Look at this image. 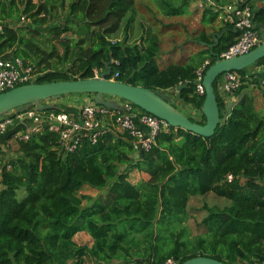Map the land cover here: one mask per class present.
<instances>
[{
  "label": "trees",
  "instance_id": "obj_1",
  "mask_svg": "<svg viewBox=\"0 0 264 264\" xmlns=\"http://www.w3.org/2000/svg\"><path fill=\"white\" fill-rule=\"evenodd\" d=\"M136 2L70 0L66 20L54 23L49 22L54 8L65 0L41 5L0 0V55L12 52L33 65L42 74L36 83L91 79L109 64L110 78L153 90L183 113L187 107L200 112L188 117L205 125L197 70L210 60L208 70L238 34L223 23L199 37L203 50L196 59L160 68L156 34L148 31L130 41ZM161 3L167 16H181L191 0ZM20 15L32 23L13 21ZM220 15L206 8L201 23L213 27ZM254 24L262 35L264 7L254 11ZM42 27L48 30V49L38 40ZM120 32L124 38L113 40ZM67 64L68 69L62 68ZM256 66H264V58L240 73ZM219 80L214 87L222 123L210 138L172 127L137 158L132 137L111 127L97 143L85 139L71 154L62 150L60 135L48 129L17 142V156L0 160V264H85V258L94 264H164L169 258L184 264L197 257L225 264L263 261L264 118L248 92L250 85H244L235 94L239 99L246 92L244 98L225 119L228 104L217 92ZM180 85L187 86L176 91ZM46 112L69 113L60 106ZM135 169L149 179L133 184ZM230 174L232 182L227 181ZM85 187L102 194L92 202L81 194ZM21 190L26 196L20 200ZM209 194L229 204L205 203L199 225L205 231L191 238L185 226L190 199ZM81 232L91 236V247L75 242Z\"/></svg>",
  "mask_w": 264,
  "mask_h": 264
},
{
  "label": "built area",
  "instance_id": "obj_2",
  "mask_svg": "<svg viewBox=\"0 0 264 264\" xmlns=\"http://www.w3.org/2000/svg\"><path fill=\"white\" fill-rule=\"evenodd\" d=\"M256 0H197L195 5L204 11L206 8L221 12V18L230 24L238 34L236 42L216 57V60H225L249 53L263 43L261 33L254 24L253 4ZM24 21L25 18L23 17ZM0 25V32L3 31ZM211 61L207 60L197 70V93L205 95L203 79ZM264 66H256L246 74L230 72L223 74V80H219L220 95L226 102L229 101L244 85H259L264 88ZM41 73H38L33 65L23 58L7 54L0 55V93L9 91L15 87L36 83ZM99 77L98 74H96ZM118 76V75H116ZM221 78V76L219 77ZM218 78V79H219ZM116 80L115 78H110ZM257 81V82H256ZM31 121L25 131L14 132L16 142L27 141L33 134L43 133L46 129L60 135L62 150L74 153L85 139L92 143L97 141L110 131V127L123 133H128L133 139V148L137 155L150 151L158 135L162 132H170V124L151 114L140 113L134 110L132 103L125 101L121 108L116 110L99 106L94 98L82 107L78 115L67 112H41L35 108L24 111H12L0 116V135H5L26 122ZM106 122L110 125H106ZM233 176L227 177L232 182ZM164 264H179L174 258H169ZM255 264H264L258 261Z\"/></svg>",
  "mask_w": 264,
  "mask_h": 264
},
{
  "label": "water",
  "instance_id": "obj_3",
  "mask_svg": "<svg viewBox=\"0 0 264 264\" xmlns=\"http://www.w3.org/2000/svg\"><path fill=\"white\" fill-rule=\"evenodd\" d=\"M262 40L263 43L249 53L231 59H218L206 71L203 79L205 102L202 107V114L206 118L205 125L194 123L186 114L178 110L173 103L168 102L153 90L110 79L109 64L106 66V71L99 77L51 83H31L0 93V116L14 110L20 112L31 108L41 112L50 111L55 106L46 104L53 100L72 94H89L94 96V100L99 106L116 110L117 108L106 97L119 98L132 103L147 114L167 121L173 128H181L196 135L210 138L214 136L217 127L222 123L221 110L214 87L215 82L223 74L241 72L263 59L264 32L262 33ZM186 86L180 85L176 88V91H180ZM245 93L237 101L227 106L225 119L232 113L233 108L242 101ZM184 264L225 263L208 257H197L186 261Z\"/></svg>",
  "mask_w": 264,
  "mask_h": 264
},
{
  "label": "rangeland",
  "instance_id": "obj_4",
  "mask_svg": "<svg viewBox=\"0 0 264 264\" xmlns=\"http://www.w3.org/2000/svg\"><path fill=\"white\" fill-rule=\"evenodd\" d=\"M38 5L46 3L48 0H33ZM197 0H191V2L196 3ZM70 0H65V5L57 4L58 7L54 8L53 14L51 16V20L49 22L59 23V20L63 22L66 20V16L68 14ZM190 9L185 15L181 16H167L165 12L162 10L161 0H137L135 7V19L131 29V42L138 41L141 37H145V33L151 31L156 34L161 41V55L159 58L160 68H165L171 63L177 62H189L193 59L197 58V54L203 50V45L199 42V37L203 33H212L217 31L223 23H225L222 18L218 20V22L213 27L205 26L201 23L203 12L196 5L193 6L191 3ZM215 11H220L218 8ZM221 13V12H220ZM21 17L14 16L16 20L15 22H22L25 25L31 24L32 20H29L27 16H24L25 20L23 21V15ZM221 17V15H220ZM19 19V20H18ZM55 20V21H54ZM51 26V24H50ZM47 27V26H46ZM43 30V36L38 38L39 43L45 46L47 49L50 47V43H46L48 30H45L44 27L40 28ZM47 29V28H46ZM124 35L122 32L113 36V40L123 39ZM62 51V50H61ZM65 69L69 68V64L65 67ZM253 70V69H251ZM223 75L221 76V80H223ZM219 91V83H217ZM259 87V85H257ZM73 95V94H72ZM75 95V94H74ZM79 95V94H78ZM89 95V94H88ZM166 96L170 97L171 95L168 92L165 93ZM66 97V96H64ZM110 102V101H109ZM193 110L191 108H188ZM138 112V111H136ZM140 113V112H139ZM262 118H264L263 114H260ZM18 149V143L15 141L14 147L11 150V154L6 155L2 162L10 161L13 156L15 157ZM13 153V154H12ZM133 174L132 179L137 181L140 179L141 171L135 169L131 171ZM96 191L93 188L85 187L82 191V195H86L92 198L93 192ZM26 196L25 191L21 190L18 192L19 199H23ZM88 201L85 202L87 204ZM208 204V206H219L223 208L228 205L229 202L221 199L214 194H209L202 197H192L190 199V205L188 210V218L185 223L187 227V234L189 237L194 238L197 235H201V232L205 230L199 227L202 219L205 217V211H202V206L204 204ZM87 235V234H84ZM76 242L79 244L87 243V239L84 236H80L77 238ZM87 264V262L85 263Z\"/></svg>",
  "mask_w": 264,
  "mask_h": 264
},
{
  "label": "crops",
  "instance_id": "obj_5",
  "mask_svg": "<svg viewBox=\"0 0 264 264\" xmlns=\"http://www.w3.org/2000/svg\"><path fill=\"white\" fill-rule=\"evenodd\" d=\"M191 3L193 6H195L193 2H191ZM253 5H254L253 7L255 10H259V9L264 7V0H256V2H254ZM190 6H191V4H190ZM189 10H191L190 7H189ZM7 55L11 56V55H13V53L9 52ZM248 92L254 98L256 110L260 114H263V116H264V88L260 87V86L258 87L257 85H254V86L249 87ZM93 98H94L93 95L75 94V95H70V96H66V97H61L60 99H57V100H53L50 103H47L46 105L52 104L54 106H60L63 109L68 110L70 114L78 115L80 113V110L82 109V107L87 105L89 103V101ZM106 99L108 101H110V103H112L118 109L121 108L125 103L124 100L119 99V98H115V97H106ZM237 100L238 99L236 98V95H235L234 97L229 99L227 104L229 105L230 103H233ZM136 113L138 115L140 114L139 112H136ZM184 114H186L187 116H191V117H199L200 116V112H197L195 110H190L187 108L184 109ZM30 125H32L31 121H27V119H26V122L16 126L13 129V131H11L5 135H0V160H1V158L3 159L6 155L11 154L10 152H11L12 148L14 147V143H15L14 132L19 131V130L25 131L26 128ZM106 125H110V124L106 122ZM117 132H120V131L117 130ZM11 134H12V137H9ZM16 156H17V153H16L15 157ZM135 157L137 158L138 155H135ZM132 176H133V174L130 173V180L133 184H137L143 180L149 179V175L146 172H141V175H139L140 179L137 181H134L132 179ZM93 193L94 194L92 195V198H93L92 202H94L102 194L98 190L94 191ZM84 234H87V235H84ZM80 236H84L87 239V243L83 242V244H79L78 242H76L77 238H79ZM75 242L80 246L86 245L88 247H91L93 244V239L91 238V236L88 233L81 232L78 235H76ZM86 262H87V264H94L95 263L94 260H91L90 258H85V263ZM113 264H124V263L117 261Z\"/></svg>",
  "mask_w": 264,
  "mask_h": 264
}]
</instances>
